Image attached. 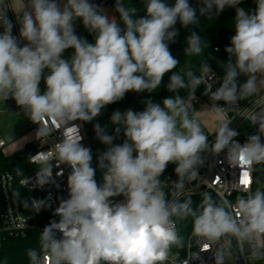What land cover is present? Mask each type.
Returning a JSON list of instances; mask_svg holds the SVG:
<instances>
[{
    "label": "clouds",
    "instance_id": "obj_1",
    "mask_svg": "<svg viewBox=\"0 0 264 264\" xmlns=\"http://www.w3.org/2000/svg\"><path fill=\"white\" fill-rule=\"evenodd\" d=\"M200 2V15L211 18L213 9L219 14L242 0ZM11 3L0 0V100L13 99L39 125L36 138L41 141L62 130L60 142L33 158L44 165L36 175L38 186L51 182L53 159L56 167L71 168L69 198L55 209L59 221L52 220L41 232L40 251L27 250L30 264H167L172 247L184 246L173 217L192 218L201 251L214 248L215 264H225L233 241L242 256L264 260V186L254 193L251 187L255 166L264 164V0H256L252 14L236 7L235 35L225 48L229 59L215 91L209 83L215 74L204 61L199 76L192 70L185 75L173 72L167 89L174 95L162 104L147 99L143 111L113 113L116 133L123 129L126 138L122 144H113L115 137L94 125L97 139L108 146L97 157L102 184L95 178L92 150L81 143L80 125L75 122L93 121L129 91L158 89L165 74L179 63L169 49L179 34L175 25L178 21L185 28L197 25L196 8L189 0L172 4L144 0L145 14L138 18L135 7L116 0L117 19L90 0H27L19 9L17 37L7 16ZM77 19L94 34V43L76 34ZM186 42L185 55L202 54L197 32H191ZM68 49L74 50L70 59L63 56ZM240 76L246 82L238 83ZM202 84L213 109L230 112L240 101H250L254 105L250 123L258 126L257 134L241 144L234 139L239 133L230 128L231 120H218L214 142L209 143L192 112L191 101ZM180 89L189 90L188 98L179 95ZM220 101L224 106L218 105ZM225 151L228 165L240 169L233 190L249 194L240 195L235 204L223 194L218 202L207 191L195 207L190 196L181 200L186 185L199 179L204 154ZM169 163L176 165L178 177L171 181L170 193L165 191L169 181L160 179ZM62 174L63 170L57 173ZM118 196L124 200L115 202ZM44 204L33 201L32 207L38 210ZM57 232L62 238H56Z\"/></svg>",
    "mask_w": 264,
    "mask_h": 264
},
{
    "label": "built area",
    "instance_id": "obj_2",
    "mask_svg": "<svg viewBox=\"0 0 264 264\" xmlns=\"http://www.w3.org/2000/svg\"><path fill=\"white\" fill-rule=\"evenodd\" d=\"M23 4L27 3V0H20ZM12 8V4L10 5ZM238 7V6H236ZM236 7H232L236 11ZM7 10V16L12 21L13 35L19 37V26L14 14L13 9ZM3 29L0 27V32ZM23 43V42H22ZM215 74V79L209 81L212 84V90L215 91L222 83L221 76L212 70ZM205 88V85L202 84ZM254 99V98H253ZM192 112L197 117V111L203 105L208 104L199 96L195 95L192 99ZM219 106H224L223 102H217ZM13 107L15 111L23 115L31 124L32 129L37 131L39 125L33 123L28 117H26L21 108H19L13 100ZM258 111V109H256ZM221 112L225 120H231L229 125L231 129L236 130L239 135L235 137L241 144L246 142L247 137L253 134H257V127L250 123V117L254 111V105L250 101L246 103L239 102V107L230 112L218 110ZM76 124L80 125V135L83 137L81 143L85 147L90 148L89 139L84 122L76 121ZM209 143L214 142L215 133L209 134ZM62 139V130L54 131L46 141L38 140L37 143H33L38 147V151L31 157L30 164L34 167V171L29 175L16 181L15 177L9 173L4 172L0 174V235L7 234L9 236H26L31 230H37L41 234L44 227L49 225L52 220L59 221L60 217L55 215V209L59 206L62 199L69 198L67 188V177L71 172V168L66 164H61L56 167V160L50 161L52 165V179L51 182L45 184L43 187L36 184V175L40 168L44 165L34 162V157L38 152L49 151L55 143L60 142ZM8 146V141L4 138L0 131V151ZM205 162L203 166L199 168V179L195 180L188 185L184 190L183 195L180 197L182 200L185 197L197 195L205 191L214 193L220 200L221 194L227 198L233 204L236 203L237 198L240 195L247 196L249 193L233 190V184L239 179V168H231L226 160V151L221 152L219 155H213L211 153H205ZM176 165L169 163L165 172L160 179L162 181H169L165 191L170 193L172 189L171 181L178 179L175 174ZM63 170L62 175H57L58 172ZM220 179L217 181L216 177ZM254 183L252 184V192L255 186V171L253 172ZM22 180H27L25 185L21 183ZM231 190V195L228 194ZM14 192H19V197L14 196ZM27 195L28 198L23 200L22 196ZM44 200L45 204L36 210L32 207L33 201ZM123 196L115 197V202L123 201ZM27 202L28 207H24V203ZM56 238H62V234L57 232ZM215 249L209 251H201L200 241L194 236L193 231L189 235L186 246L183 252L175 251L171 249L169 253V259L167 264H182L187 260L189 264H215L213 252ZM225 264H264V260H255L251 258L247 253L241 255L236 248L235 241H233L232 255L228 257Z\"/></svg>",
    "mask_w": 264,
    "mask_h": 264
},
{
    "label": "trees",
    "instance_id": "obj_3",
    "mask_svg": "<svg viewBox=\"0 0 264 264\" xmlns=\"http://www.w3.org/2000/svg\"><path fill=\"white\" fill-rule=\"evenodd\" d=\"M90 2L99 5L104 12L112 17L115 16L119 19V13L115 11L116 0H90ZM125 7H135L137 9V17H141L145 14V3L144 0H119ZM169 4L174 3V0H167ZM189 4L196 8L197 17L199 23L197 25H189L187 28L183 27L178 21L175 28L178 30V36L175 38V43H169V49L172 55L179 61L176 68L165 74L163 77L161 86L152 93L142 92L136 93L129 91L126 93L123 99L118 102L107 105L101 110V114L91 122H84L87 131L90 149L92 150L93 160L92 166L96 168V180L98 183H103V172L98 167L97 157L100 153L106 151L107 145L101 143L94 131V125L99 124L108 135L115 137L113 144H122L126 139L123 134V129L119 134L116 133L115 128L117 127L111 122V116L114 112H124L131 109L135 112L143 111L146 107L144 101L151 99L155 103H161L164 98L171 97L174 93H171L167 89L170 76L173 72H177L181 75L189 70H192L197 76L200 75V64L206 62L213 71L217 72L221 78L224 75L223 65L227 63L229 59L228 53L225 51L227 46H230L231 37L235 35V15L236 11L232 7H226L221 13L216 14L213 9L212 17L201 16L199 8L202 6L200 0H189ZM238 7L244 8L249 14L255 12L257 4L256 0H242L237 5ZM121 27L123 24L121 22ZM197 32L203 42V52L198 56H189L184 54V49L187 47L186 39L191 32ZM75 32L78 36L87 39L88 42L94 43V34L89 33L78 19L76 21ZM73 49H68L64 52L63 56L66 59H70L73 55ZM185 79L187 77L185 76ZM246 82V77H238V83L242 84ZM43 82L41 83V89H44ZM188 89H180L179 95L184 98H188ZM205 88L200 85L195 95L202 98L208 104L212 102L209 96L204 95ZM248 100L241 101L243 104ZM38 151V147L33 143L26 144L21 149L15 151L12 154H5L3 150L0 151V174L4 172L11 173L16 181L29 175L34 171V167L30 164L31 157ZM17 169L20 170L21 174H17ZM264 186V164H258L255 166V186L256 188ZM264 190V189H262ZM209 192V191H207ZM213 199L219 202V198L212 192H209ZM194 202V207L202 199V193L190 196ZM23 200L26 201L27 195L22 196ZM115 198H113L114 200ZM184 199V198H183ZM176 221V228L179 235L183 237L184 246L183 248L172 247L175 251L183 252L186 246L187 239L193 231L192 218L179 219L173 217ZM40 233L37 230H31L26 236H9L7 234L0 235V264H30L29 257L27 256L28 249H36L40 251Z\"/></svg>",
    "mask_w": 264,
    "mask_h": 264
},
{
    "label": "rangeland",
    "instance_id": "obj_4",
    "mask_svg": "<svg viewBox=\"0 0 264 264\" xmlns=\"http://www.w3.org/2000/svg\"><path fill=\"white\" fill-rule=\"evenodd\" d=\"M13 105V99H9L6 102L0 100V131L8 141V146L4 149V153L7 155L21 149L26 144L37 143L39 140L36 138V131L32 129L29 121L23 115L18 114ZM205 113L215 127L218 120H223L222 115L219 113V115H215L216 112L212 110L211 105H207ZM202 123L204 129H207V123L205 121Z\"/></svg>",
    "mask_w": 264,
    "mask_h": 264
},
{
    "label": "crops",
    "instance_id": "obj_5",
    "mask_svg": "<svg viewBox=\"0 0 264 264\" xmlns=\"http://www.w3.org/2000/svg\"><path fill=\"white\" fill-rule=\"evenodd\" d=\"M11 4H12V8L16 9V12L13 10L14 14H15V17L17 16L19 18V16H20L19 9L23 5V3L20 0H12ZM17 17H16V20H17ZM76 21H75V29H76ZM18 25H19V23H18ZM19 27H20V25H19ZM206 109H207V104H205L201 108H199L198 111H197V117L199 118V122H200L201 126L203 125L202 122L205 121L207 123V129H204V127L202 126L203 130L205 131V133L214 134L215 133V129H216L217 126L215 127V125L212 123V121L207 118V114L205 113ZM212 110L214 112H216L215 115H219L220 114V115H222L223 120H225V118H224V116H223V114L221 112H219L217 109H213V108H212Z\"/></svg>",
    "mask_w": 264,
    "mask_h": 264
}]
</instances>
